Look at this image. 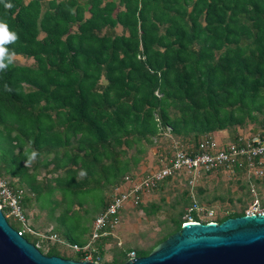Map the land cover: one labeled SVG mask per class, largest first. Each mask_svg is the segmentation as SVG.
<instances>
[{
    "label": "trees",
    "instance_id": "obj_1",
    "mask_svg": "<svg viewBox=\"0 0 264 264\" xmlns=\"http://www.w3.org/2000/svg\"><path fill=\"white\" fill-rule=\"evenodd\" d=\"M0 21L18 37L5 47L32 59L0 71V174L24 184V205L29 189L71 242H86L107 193L136 179L163 134L192 149L205 135L227 129L235 139L264 125V0H0ZM26 149L38 153L27 167ZM43 167L53 176L38 179ZM244 187L243 206L213 221L246 213ZM177 201L176 223L153 245L120 253L114 243L106 264L124 263L131 250L147 255L200 205L189 190ZM139 205L148 214L160 208ZM190 216L210 220L197 209ZM108 240L99 242L102 257ZM59 249L55 242L46 254L68 256Z\"/></svg>",
    "mask_w": 264,
    "mask_h": 264
},
{
    "label": "rangeland",
    "instance_id": "obj_2",
    "mask_svg": "<svg viewBox=\"0 0 264 264\" xmlns=\"http://www.w3.org/2000/svg\"><path fill=\"white\" fill-rule=\"evenodd\" d=\"M118 30L121 31V27H118ZM15 61L21 64L32 63V59L24 58L22 55H16ZM253 126L252 124L248 125V127L244 129V132L253 131ZM213 135L222 142L232 138V132L227 129L214 132ZM181 141V138L173 136L170 133L163 134L158 144L152 146L147 152L146 157L140 162L136 169V179L144 177L159 165L166 163L174 152L175 147L188 148L190 142ZM46 157L47 156L43 155L40 159L44 160ZM48 157H52V155ZM52 166L53 163L50 165V168ZM30 171H32V169H30ZM3 174L11 179L13 184H22L16 177H12L7 173ZM52 176L53 173H47L45 167L40 168L38 179L45 180ZM255 180L254 177L248 178L243 174H235L231 170H222V172H212L201 175L193 185L188 182L185 176L169 179L163 184L160 182L156 188L147 193L146 197H144L143 201L140 203L143 206L156 203L160 205V208L152 214L146 213L139 204L131 207L130 212L126 215H124L122 210V225L117 231L118 237L115 238L112 236V240H109V247L111 248L114 243L120 240L122 241V245H118L116 251L123 253L128 246L132 248H147L153 245L165 232V227L167 225L170 224L172 227L176 223L174 220H170V218L173 214L178 215L183 207V202L177 200L182 197L183 192L186 190H189L194 201L198 202L200 206L203 207V209L198 210L201 219H216L225 215L228 211L240 209L243 206V203L239 201L237 197L245 196L246 194L244 193L248 192V187L241 188L242 183H246L250 187L254 185L255 191L249 188L250 198L246 201V207H253V209L262 212L264 211V206L262 205L264 202V176L259 178L260 182L258 183ZM22 185L26 187L24 184ZM199 187L204 190L200 191ZM26 190L29 195H31V205L25 207L31 224L36 229L42 231L53 228V226H55V221H53V215L51 216L49 209L46 206L40 207L39 202L35 200V196L29 189ZM116 190L117 187L114 188L113 191L108 192V198L111 197ZM100 196V192L93 191L91 193V199L94 201H98ZM230 197H232L233 200H231ZM254 200H257V207H254V204H252ZM42 202L48 203V196L46 193L43 196ZM209 208L215 209L214 215L211 216L208 213L207 209ZM6 214H8V212ZM7 217L12 224L16 226L20 225V222L14 219L13 216L7 215ZM182 219H192L189 209L183 214ZM26 236L30 240L33 238L31 234H26ZM59 248V252L62 255H68L67 257L71 258L76 257L74 251L65 249L61 245H59ZM110 248L107 249L104 253L105 256H103L101 260L104 264L112 260L114 249L111 250Z\"/></svg>",
    "mask_w": 264,
    "mask_h": 264
},
{
    "label": "built area",
    "instance_id": "obj_3",
    "mask_svg": "<svg viewBox=\"0 0 264 264\" xmlns=\"http://www.w3.org/2000/svg\"><path fill=\"white\" fill-rule=\"evenodd\" d=\"M219 169L231 170L234 173L240 170L241 174L248 178H262L264 176V125L257 131H243L235 139L224 142L213 134L205 135L196 148L175 147L166 163L159 165L144 177L133 179L126 176V180L111 195L107 206L95 217L89 238L83 244L69 241L52 228L44 231L36 229L31 224L24 205L25 189L13 184L11 179L3 174H0V207L3 211L6 209V212L4 211L6 216L11 215L20 222L19 234H31L35 240L34 244L39 249H43L44 253L48 252L52 244L56 242L65 249L81 254V259L101 262L103 257L99 254V242L102 237H118L121 213L126 204L138 205L150 190L167 178L185 176L193 185L201 175ZM251 189L255 191L254 185ZM252 204L257 207V200H254ZM188 209L189 211L200 210L203 207L195 203ZM207 211L212 216L215 209L209 208ZM256 212L261 211L253 207L246 209V213ZM108 242L110 241L104 243L105 249L110 248ZM117 243L122 245L120 240ZM135 256H137L135 250L128 253V258Z\"/></svg>",
    "mask_w": 264,
    "mask_h": 264
},
{
    "label": "water",
    "instance_id": "obj_4",
    "mask_svg": "<svg viewBox=\"0 0 264 264\" xmlns=\"http://www.w3.org/2000/svg\"><path fill=\"white\" fill-rule=\"evenodd\" d=\"M0 264H104L42 252L0 207ZM122 264H264V211L182 223L147 255Z\"/></svg>",
    "mask_w": 264,
    "mask_h": 264
},
{
    "label": "clouds",
    "instance_id": "obj_5",
    "mask_svg": "<svg viewBox=\"0 0 264 264\" xmlns=\"http://www.w3.org/2000/svg\"><path fill=\"white\" fill-rule=\"evenodd\" d=\"M6 7H10V5H6ZM17 38L16 33L9 31L8 25L0 21V71L8 69L13 64L16 53L15 51H9L5 45L15 42ZM24 155L26 157L25 166L27 167L33 162L38 153L35 150L29 151L26 149Z\"/></svg>",
    "mask_w": 264,
    "mask_h": 264
},
{
    "label": "crops",
    "instance_id": "obj_6",
    "mask_svg": "<svg viewBox=\"0 0 264 264\" xmlns=\"http://www.w3.org/2000/svg\"><path fill=\"white\" fill-rule=\"evenodd\" d=\"M26 207V206H25ZM131 207H134V205H132V204H127L126 205V207H124V209H123V212H124V215H126V214H128L129 212H130V208ZM123 215V216H124ZM121 216H122V213H121ZM122 225V224H121ZM53 229V228H52ZM88 238H89V234L87 235V239H86V241L88 240ZM123 240V239H122ZM109 243V242H108Z\"/></svg>",
    "mask_w": 264,
    "mask_h": 264
}]
</instances>
